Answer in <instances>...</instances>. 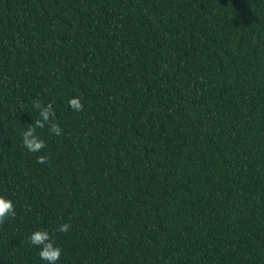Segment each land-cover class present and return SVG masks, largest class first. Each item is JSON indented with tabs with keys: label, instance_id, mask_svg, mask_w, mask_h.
I'll use <instances>...</instances> for the list:
<instances>
[{
	"label": "trees",
	"instance_id": "trees-1",
	"mask_svg": "<svg viewBox=\"0 0 264 264\" xmlns=\"http://www.w3.org/2000/svg\"><path fill=\"white\" fill-rule=\"evenodd\" d=\"M0 195V264H264V0H0Z\"/></svg>",
	"mask_w": 264,
	"mask_h": 264
},
{
	"label": "clouds",
	"instance_id": "clouds-1",
	"mask_svg": "<svg viewBox=\"0 0 264 264\" xmlns=\"http://www.w3.org/2000/svg\"><path fill=\"white\" fill-rule=\"evenodd\" d=\"M69 107L74 112L83 111V104L79 97H72L68 100ZM33 107L38 111L39 118L35 122L29 124L27 130L21 133L22 144L31 153H40L45 149L46 144L36 134V129H44L47 127L52 135L59 136L62 134V129L55 122V110L51 102L42 104L40 101H34ZM48 156L38 155L37 162L45 164L48 162ZM16 216L15 206L11 199H7L0 195V224H3L8 218ZM70 224L64 223L58 226V230L62 233H67L70 230ZM29 243L39 248V256L46 264H57L59 261L62 249L56 245L55 241L50 236L47 230H35L28 237Z\"/></svg>",
	"mask_w": 264,
	"mask_h": 264
}]
</instances>
